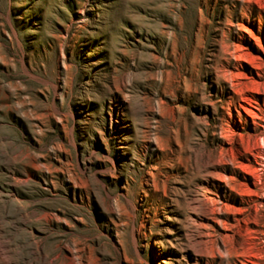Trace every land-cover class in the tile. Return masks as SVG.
Masks as SVG:
<instances>
[{
    "label": "rangeland",
    "instance_id": "374dc122",
    "mask_svg": "<svg viewBox=\"0 0 264 264\" xmlns=\"http://www.w3.org/2000/svg\"><path fill=\"white\" fill-rule=\"evenodd\" d=\"M0 264H264V0H0Z\"/></svg>",
    "mask_w": 264,
    "mask_h": 264
}]
</instances>
